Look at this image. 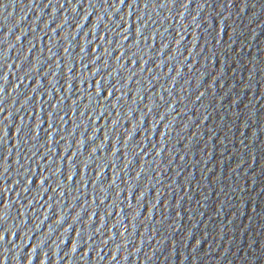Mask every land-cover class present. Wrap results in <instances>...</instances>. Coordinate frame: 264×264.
<instances>
[{"label": "water", "instance_id": "water-1", "mask_svg": "<svg viewBox=\"0 0 264 264\" xmlns=\"http://www.w3.org/2000/svg\"><path fill=\"white\" fill-rule=\"evenodd\" d=\"M0 264H264V0H0Z\"/></svg>", "mask_w": 264, "mask_h": 264}]
</instances>
